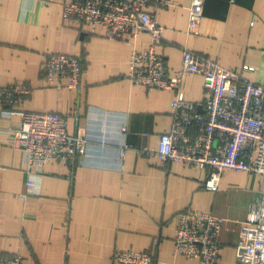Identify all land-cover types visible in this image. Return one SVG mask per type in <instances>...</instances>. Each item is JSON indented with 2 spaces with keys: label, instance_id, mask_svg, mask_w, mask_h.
<instances>
[{
  "label": "crops",
  "instance_id": "0c3cea01",
  "mask_svg": "<svg viewBox=\"0 0 264 264\" xmlns=\"http://www.w3.org/2000/svg\"><path fill=\"white\" fill-rule=\"evenodd\" d=\"M68 1L0 0V87L28 83L32 91L22 109L64 114L68 128L84 131L91 143L83 164L46 163L37 192L27 194L24 152L6 141L19 117L0 116V256L20 253L24 264H120L112 259L114 250L131 248L150 250L155 264H205L173 254L176 215L195 210L223 218L219 264H239L240 223L264 191V179L225 170L210 190L204 169L138 152L157 149L159 134L172 121L170 90L147 91L127 78L132 48L145 49L149 35L125 44L104 37L99 27L92 33L89 25H66L62 7ZM176 2L157 10L164 27L158 51L168 74L180 68L187 42L264 83V0H203L193 36L186 34L191 0ZM55 52L82 58L77 90L45 84L44 62ZM182 89L202 110L204 77L184 73ZM124 145L130 147L120 164L118 149Z\"/></svg>",
  "mask_w": 264,
  "mask_h": 264
},
{
  "label": "built area",
  "instance_id": "2783aa9c",
  "mask_svg": "<svg viewBox=\"0 0 264 264\" xmlns=\"http://www.w3.org/2000/svg\"><path fill=\"white\" fill-rule=\"evenodd\" d=\"M177 5L176 0H70L63 4L62 20L80 29L89 25L92 33L99 27L104 37L125 44H134L141 33L149 35L145 49L132 48L127 78L147 91L170 90L172 121L169 130L159 134L157 149L144 148L138 152L155 156L160 162L182 161L204 169L207 174L204 183L210 190L217 189L225 170L254 173L264 179V83L220 65L187 42L181 46L180 68L175 75L168 74L166 60L158 51L164 27L157 10ZM202 15L203 0H191L187 36L197 33ZM83 69L80 56L55 52L44 62L43 80L47 86L77 90ZM243 69L252 68L245 65ZM187 72L204 77L202 110L184 95L182 77ZM31 91L26 82L0 87V116L19 117L18 127L7 133L6 141L24 152L27 194L37 192L38 176L46 163L61 160L83 164L91 146L84 131L68 128L66 115L22 109ZM129 147L118 149L120 164ZM222 226L223 218L212 212H179L173 254L199 259L205 264H219ZM157 243L155 238L153 245ZM235 254L239 264H264L263 190L240 223ZM112 259L120 264H155L148 249H116ZM0 264H24V256L20 253L0 256Z\"/></svg>",
  "mask_w": 264,
  "mask_h": 264
},
{
  "label": "bare ground",
  "instance_id": "6f19581e",
  "mask_svg": "<svg viewBox=\"0 0 264 264\" xmlns=\"http://www.w3.org/2000/svg\"><path fill=\"white\" fill-rule=\"evenodd\" d=\"M252 174H254V173H252ZM255 175H257V174H255ZM259 176V175H258ZM222 232V231H221Z\"/></svg>",
  "mask_w": 264,
  "mask_h": 264
}]
</instances>
